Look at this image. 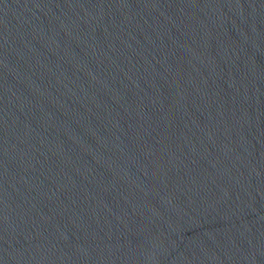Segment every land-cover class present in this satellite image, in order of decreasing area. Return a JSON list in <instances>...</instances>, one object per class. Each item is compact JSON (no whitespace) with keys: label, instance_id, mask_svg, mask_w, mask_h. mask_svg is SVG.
<instances>
[{"label":"water","instance_id":"water-1","mask_svg":"<svg viewBox=\"0 0 264 264\" xmlns=\"http://www.w3.org/2000/svg\"><path fill=\"white\" fill-rule=\"evenodd\" d=\"M0 264H264V0H0Z\"/></svg>","mask_w":264,"mask_h":264}]
</instances>
